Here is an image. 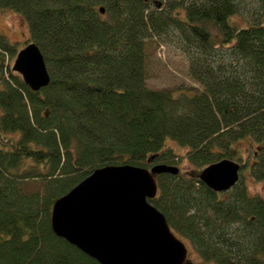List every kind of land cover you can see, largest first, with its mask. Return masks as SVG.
<instances>
[{
    "label": "trees",
    "instance_id": "1",
    "mask_svg": "<svg viewBox=\"0 0 264 264\" xmlns=\"http://www.w3.org/2000/svg\"><path fill=\"white\" fill-rule=\"evenodd\" d=\"M3 9L27 19L51 81L35 91L5 71L17 49L0 33V264H100L54 232L56 200L101 167L182 161L192 172L158 175L148 200L197 264H264V195L244 172L264 181V0H0ZM152 38L186 55L201 90L147 86ZM243 141L256 145L252 158L240 156ZM226 157L242 172L219 193L197 173Z\"/></svg>",
    "mask_w": 264,
    "mask_h": 264
},
{
    "label": "water",
    "instance_id": "2",
    "mask_svg": "<svg viewBox=\"0 0 264 264\" xmlns=\"http://www.w3.org/2000/svg\"><path fill=\"white\" fill-rule=\"evenodd\" d=\"M105 12V7H101ZM39 46L18 51L12 70L35 91L49 85L51 75ZM240 161L224 158L197 173L206 187L222 193L240 180ZM175 165L151 168L109 165L94 170L53 204L54 232L100 264H187L189 248L166 216L149 202L158 195L155 179L178 174ZM264 194V188L263 193Z\"/></svg>",
    "mask_w": 264,
    "mask_h": 264
},
{
    "label": "rangeland",
    "instance_id": "3",
    "mask_svg": "<svg viewBox=\"0 0 264 264\" xmlns=\"http://www.w3.org/2000/svg\"><path fill=\"white\" fill-rule=\"evenodd\" d=\"M247 20L250 17L247 16ZM0 33L5 35L12 43L16 44L17 52L14 54H5V63L7 71L12 69L17 53L31 41L30 27L28 21L23 15L12 9L0 10ZM148 47V75L147 86L157 90H170L174 97L182 94L194 95L196 91L202 89L200 83L194 80L189 71V61L186 55L180 49L173 45L162 42L158 38H152ZM1 112V111H0ZM168 144L175 148L176 152L183 153L185 149L179 147L175 142L169 140ZM240 156L243 160L252 158L251 154L256 150V145L243 141L239 144ZM235 160H239L235 158ZM184 173H190L194 166L187 161H182L178 165ZM245 172V181L254 194L264 195V181H255L250 178L248 171ZM189 248V264H197L199 257L193 249L189 240H184ZM191 261V262H190ZM188 264V262H187Z\"/></svg>",
    "mask_w": 264,
    "mask_h": 264
}]
</instances>
